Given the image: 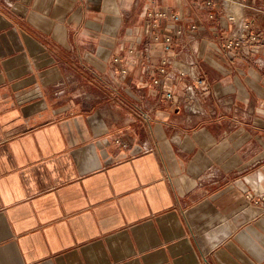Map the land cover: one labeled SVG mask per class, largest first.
I'll return each mask as SVG.
<instances>
[{
	"label": "crops",
	"instance_id": "1",
	"mask_svg": "<svg viewBox=\"0 0 264 264\" xmlns=\"http://www.w3.org/2000/svg\"><path fill=\"white\" fill-rule=\"evenodd\" d=\"M204 1L0 0V264H264V15Z\"/></svg>",
	"mask_w": 264,
	"mask_h": 264
},
{
	"label": "built area",
	"instance_id": "2",
	"mask_svg": "<svg viewBox=\"0 0 264 264\" xmlns=\"http://www.w3.org/2000/svg\"><path fill=\"white\" fill-rule=\"evenodd\" d=\"M222 2L223 0H205L204 4L208 7L214 6L218 10L221 11L222 9ZM236 4L238 7H244V8H250L254 11V13H260L264 15V9H261L259 7H255L249 3V0H239L236 1ZM225 14L226 19L231 23L230 32L221 40V48L223 50H232L234 52H239L243 46L254 45L257 40L260 37V31L257 27H254L252 24L251 19H245L242 20L237 15L236 12H232L230 10L226 11ZM148 18L151 19H157V18H168L169 16L173 19H177L178 15L174 13H169L166 10H156L151 11L147 14ZM154 20H152V26L155 27V23H153ZM153 39L158 40L161 39L163 44V49L167 50L171 48V42L172 38L169 35H159L157 32H154L152 35ZM112 66L115 67L116 73L120 76H123L127 72V67L122 64L121 59L118 55H115L112 57ZM158 82L157 79L154 80V83L156 84ZM172 93L170 91H166L164 93V98L166 100L171 98Z\"/></svg>",
	"mask_w": 264,
	"mask_h": 264
},
{
	"label": "rangeland",
	"instance_id": "3",
	"mask_svg": "<svg viewBox=\"0 0 264 264\" xmlns=\"http://www.w3.org/2000/svg\"><path fill=\"white\" fill-rule=\"evenodd\" d=\"M256 202V201H255Z\"/></svg>",
	"mask_w": 264,
	"mask_h": 264
}]
</instances>
